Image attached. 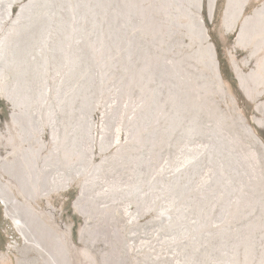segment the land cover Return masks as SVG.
<instances>
[{"label":"rangeland","instance_id":"374dc122","mask_svg":"<svg viewBox=\"0 0 264 264\" xmlns=\"http://www.w3.org/2000/svg\"><path fill=\"white\" fill-rule=\"evenodd\" d=\"M227 5L0 0L1 28L9 32L6 74L0 76V166L12 149L28 144L13 116L25 113L24 106L14 107L2 89L9 85L15 92L22 85L6 64L9 56L25 76L34 73L40 65L34 71L27 57L44 42L50 45V68L63 61L69 70L62 86L52 76L48 82L51 105L66 123L55 142L59 161L48 127L43 141L33 143L37 150L44 144L50 156L41 165L61 174L52 178L46 170L41 179L38 153L15 169L8 155L0 168V264H55L47 250L57 264H264V13L261 21H247L264 9V0H237L226 23ZM14 23L13 31L7 29ZM62 92L66 101H56ZM90 113L106 134L93 160L87 148ZM240 116L260 142L245 131ZM118 133L123 139L114 145ZM247 182L252 185L245 188ZM27 202L35 209L28 211ZM51 207L53 218L38 212ZM15 215L28 222L29 240L15 228ZM55 223L68 227L72 245L62 246L60 230L51 234Z\"/></svg>","mask_w":264,"mask_h":264},{"label":"bare ground","instance_id":"6f19581e","mask_svg":"<svg viewBox=\"0 0 264 264\" xmlns=\"http://www.w3.org/2000/svg\"><path fill=\"white\" fill-rule=\"evenodd\" d=\"M29 3V2H28ZM151 3V2H150ZM213 3H214V0H209V7L211 8V9H213ZM236 3H237V0H228V5H227V8H226V10H225V21H226V23L227 22H230V19H231V15H232V10L234 9V7L236 6ZM26 4V3H25ZM184 4V3H183ZM11 6H12V4L11 3H9L6 7H5V11H6V15L7 16H9L10 17V15H11ZM28 6H30V5H28ZM26 7V6H25ZM31 7V6H30ZM68 7V6H67ZM201 7V6H200ZM67 9V8H66ZM19 11V10H18ZM54 12V11H53ZM52 11H51V14L53 13ZM71 13V12H70ZM260 13H264V9L262 8V9H259V10H257L256 11V15L254 16V18H250V19H247V21H249V22H252V21H255L256 22V20L257 21H261V17H260ZM200 14V13H199ZM6 15H4V16H6ZM3 16V15H2ZM12 16V15H11ZM14 17V16H13ZM16 17V16H15ZM18 17V16H17ZM8 18V17H7ZM5 20V19H4ZM12 22H14V21H12ZM16 22V21H15ZM17 23H19V22H17ZM199 23L200 24H204L203 23V21H201V19H200V21H199ZM245 23H247V22H245ZM258 23V22H257ZM7 24V23H6ZM9 25V24H8ZM51 25V24H50ZM1 26H3V21H0V76L3 78V76L6 74L5 72V62L3 63V61H2V59L4 58V54H3V52H4V50H3V47H5V46H3V44H4V41H5V39H6V37L7 36H9L8 35V33L9 32H4V30L2 31V29L3 28H1ZM16 25H15V23L14 24H11V27L12 28H9V27H7V29H10V30H12L13 31V29L14 28H16L15 27ZM71 28V27H70ZM5 29V28H4ZM67 30H69V29H67ZM66 30V31H67ZM6 31H8V30H6ZM48 31V30H47ZM80 31V30H79ZM86 31V30H85ZM243 31V30H242ZM11 32V31H10ZM52 33V32H51ZM240 35H241V33H240ZM73 36V35H72ZM82 36V35H81ZM205 36V35H204ZM79 38H80V36H79ZM46 39H48V38H46ZM116 40V39H115ZM119 40V39H118ZM136 40V39H135ZM70 41V40H69ZM6 44H9V43H6ZM10 45V44H9ZM7 48V47H6ZM26 48V47H25ZM29 49V48H28ZM50 49V45H48V43H45L44 44V42L43 43H41V45L39 44L38 45V48L35 50V52L32 54V56L31 57H27V59H29L31 62H33L34 64H33V66H34V68H36V66L37 65H40V68L37 70V68H38V66H37V68L34 70V71H36V72H34V73H28V74H26V76H25V72H24V70L21 68V66H17V62H16V60L13 58V56L11 57V56H9V60H8V62H6V64H11L13 67H14V71L15 72H13V73H15V78L16 79H18V81L20 82V83H22V85H20V88L19 89H17L18 91H16L15 90V92H12L8 87H9V85H8V87L7 86H5V87H3L2 89H3V93L5 94V96H7L10 100H12V102L14 103V107H15V105H16V103L17 102H22V103H20V104H23V106H24V109H23V111H26L27 112V115H26V112L25 113H23L22 111H20L19 113L18 112H16L15 114H13V116H14V118H15V120L14 121H16V122H18V124L20 125V129L22 130V131H24L25 133H27L26 135H25V140H26V142L28 143L27 144V147L25 148H23V147H21V145H18L17 146V148H19V149H16V148H14V149H12L11 150V152L8 154L9 156L11 155V156H13L12 157V163L14 164V165H12V166H9L10 168H13L15 165H20L21 163V161H25L26 160V158H28V156H31L32 158H34V157H36V154L35 153H38L37 155V163H38V167L39 166H43V165H41V164H44V165H46V162L45 161H47L48 159H50V156H47V155H45L44 153H43V151H42V148H45V145L43 144V145H41V148L40 149H35L33 146H34V141H36V142H41V141H43L42 140V136H43V134H44V132H45V130H46V127H48L49 129H50V134H51V140H52V142L54 143V145L56 144L55 142H56V140L59 138V131H60V128H66V126H65V120L63 119V121H62V123H61V121L59 120V118H61V117H59L60 115H59V113H58V107L57 108H54L51 104H53V103H51V101H53V96L51 95V86H49L48 85V82H49V79H50V77L52 76L55 80L57 79L58 80V84L57 85H59V86H62V82L64 81V78H65V75L66 74H68V72H69V70H68V66H66V64L67 63H64L63 61L59 64V66L57 67V68H55V66L54 67H51L50 68V66H49V64L51 63H49V58L51 57H47V52H48V50ZM69 49V48H68ZM100 49V48H99ZM93 50V49H92ZM5 51H7V50H5ZM258 51V50H257ZM23 52H24V49H23ZM29 52H31V51H29ZM97 52H99V50L98 49H96V52L95 53H97ZM69 53V52H68ZM71 53V52H70ZM94 53V54H95ZM12 54V53H11ZM6 55V54H5ZM7 56H8V54H7ZM68 56V55H67ZM70 56V55H69ZM73 56V55H72ZM14 57L16 58V56L14 55ZM21 57V56H20ZM62 57V56H61ZM8 58V57H7ZM32 58H34V59H32ZM64 58H66V57H64ZM98 58V57H97ZM62 60H64V59H62ZM94 60V59H93ZM74 63V62H73ZM76 63V62H75ZM53 66V65H52ZM60 67V68H59ZM70 67V66H69ZM78 69V68H77ZM99 73H100V71H99V68L96 70V75L98 76L99 75ZM179 73V72H178ZM96 76V77H97ZM51 77V78H52ZM7 78V77H6ZM252 78V77H251ZM53 79V80H54ZM75 79V78H74ZM97 79V78H96ZM6 79H4V81H5ZM56 80V81H57ZM73 80V79H72ZM185 80V79H184ZM243 80V79H242ZM15 82V81H14ZM65 82V81H64ZM50 83H52V82H50ZM17 84H18V82L15 84V86H17ZM81 84V83H80ZM58 86V87H59ZM62 88V87H61ZM75 93H77V92H75ZM248 93V92H247ZM66 96H67V94L65 93V92H62V93H60L59 94V97H57L56 95H55V97H56V101H66ZM98 97V96H97ZM33 101V102H32ZM98 103V102H97ZM96 103V104H97ZM127 103V102H126ZM19 104V105H20ZM61 103H58V105H60ZM18 105V106H19ZM62 106V105H61ZM60 106V107H61ZM77 106V105H76ZM110 106V105H109ZM13 107V108H14ZM17 107V106H16ZM42 107H44L45 109H46V112L45 113H43V111H42ZM78 107V106H77ZM110 107H112V106H110ZM97 108V107H96ZM18 109H19V107H18ZM98 109V108H97ZM96 109V110H97ZM20 110V109H19ZM21 110H22V108H21ZM90 110V109H89ZM115 110V109H114ZM139 110V109H138ZM33 112V113H32ZM89 112V111H88ZM87 112V113H88ZM92 112V111H91ZM109 112V111H108ZM83 113V112H82ZM94 113V112H93ZM124 113V112H123ZM32 114V115H31ZM124 116V115H123ZM105 118H106V116H104ZM119 118V117H118ZM240 118L242 119L241 121L244 123V120H243V118L240 116ZM33 119V121H34V123L32 124V120ZM85 119V118H84ZM108 119V118H107ZM95 120V119H94ZM120 120H121V118H120ZM78 121V120H77ZM88 121H89V135H90V137L88 138V139H90V141H89V146L87 147L88 148V151H89V155H90V160H93V157L95 156V148H96V145L98 144L99 146H102V136H104V135H102V134H105L104 132H102L101 130H99L94 124H93V117H92V114L90 113V115L88 116ZM87 122V121H86ZM118 123H119V121H117ZM106 124H108V122L107 123H105V126H106ZM70 125V124H69ZM88 125V124H87ZM97 125V124H96ZM117 125V124H116ZM119 125H121V124H119ZM218 125V124H217ZM221 125V124H220ZM86 126V125H85ZM102 126H104V125H102ZM104 126V127H105ZM243 126V125H242ZM36 127V129H37V132H35V130H34V128ZM128 127V126H127ZM87 128V127H86ZM118 128V127H117ZM244 128H245V131H247V133H249V134H251V136H253V138L255 139V141H256V143H258V142H260L259 141V139L257 138V136H255L254 134H253V132H252V130H251V128L248 126V125H246L245 123H244ZM103 130H104V128H102ZM119 130L121 129V128H118ZM242 129V128H241ZM34 130V131H33ZM72 130V129H71ZM74 130H75V128H74ZM84 130V129H83ZM115 130H116V127H115ZM122 130V129H121ZM217 130V129H216ZM76 131V130H75ZM85 131V130H84ZM108 130L106 129V131L105 132H107ZM118 131V130H117ZM222 131H224V130H222ZM86 132H87V129H86ZM118 132H120V131H118ZM36 133V134H35ZM72 133V132H71ZM112 133V132H111ZM227 133V132H226ZM31 134V135H30ZM86 134V133H85ZM106 135V134H105ZM117 135V134H116ZM116 135H114V136H116ZM146 135V134H145ZM216 135V134H215ZM218 135V134H217ZM216 135V136H217ZM222 135V134H221ZM236 135H237V133H236ZM87 136V135H86ZM136 136V135H135ZM219 136V135H218ZM217 136V137H218ZM230 136V135H229ZM249 136V135H248ZM63 137V136H62ZM65 137V136H64ZM63 137V138H64ZM108 137V136H107ZM106 137V138H107ZM250 137V136H249ZM35 138H37L36 140H35ZM66 138V137H65ZM85 138V137H84ZM146 138V137H145ZM220 138V137H219ZM222 138V137H221ZM87 139V140H88ZM111 139H112V137H111ZM122 139L123 138H121V134L120 133H118V136H116V138H115V141H114V145H116V144H119L121 141H122ZM222 139H224V138H222ZM241 140V139H240ZM112 141H113V139H112ZM212 141V140H211ZM210 141V143H212ZM221 141H223V140H221ZM58 142V141H57ZM124 142V141H123ZM105 143V142H104ZM229 143V142H228ZM241 143V142H240ZM262 143V142H261ZM85 144V143H84ZM60 145V144H59ZM105 145V144H104ZM213 145V144H212ZM243 145V144H242ZM256 145V144H255ZM261 145V144H260ZM76 146V145H75ZM203 146H205V145H203ZM214 146V145H213ZM21 147V148H20ZM98 147V146H97ZM206 148V147H205ZM204 148V149H205ZM76 149V148H75ZM86 149V148H85ZM105 149V148H104ZM231 149H232V147H231ZM235 149V148H234ZM252 149V148H251ZM74 150V149H73ZM99 150V149H98ZM206 150V149H205ZM255 150V149H254ZM253 150V151H254ZM193 151V150H192ZM248 151V150H247ZM256 151V150H255ZM52 154H53V158L54 159H56V161L55 162H58L59 161V158L57 157V155L59 154V151H58V148H57V146L55 145L54 146V148L52 149ZM73 152V151H72ZM75 152H77V151H75ZM240 152V151H239ZM263 152H264V148H263ZM117 153V152H116ZM125 153V152H124ZM196 153V152H195ZM251 153V152H250ZM254 153H256V152H254ZM87 154V153H86ZM249 154V153H248ZM251 154H253V153H251ZM6 156L2 161H3V167H6V164L7 163H5V161L7 160V157L9 158V156ZM88 155V154H87ZM246 155V154H245ZM239 156V155H238ZM249 156V155H248ZM257 156V155H256ZM236 157V156H235ZM234 157V158H235ZM75 158V157H74ZM79 158V157H78ZM248 158V157H247ZM249 158H252V157H249ZM254 158H256L255 156L253 157V159ZM89 159V158H88ZM148 159H150V158H148ZM147 159V160H148ZM124 161H125V159H123ZM225 160V159H224ZM104 161V160H103ZM238 161H239V159H238ZM241 161V160H240ZM11 162V161H10ZM249 162H250V160H249ZM75 163V162H74ZM237 163V162H236ZM243 163V162H242ZM246 163V162H245ZM254 163H256V162H254ZM250 164H252V163H250ZM70 165V164H69ZM97 165V164H96ZM254 165V164H253ZM2 166H0V168H2ZM70 166H72V165H70ZM76 166V165H75ZM84 166V165H83ZM135 166V165H134ZM257 166V165H256ZM238 167V166H237ZM243 167V166H242ZM247 167V166H246ZM245 167V168H246ZM258 167V166H257ZM16 167H14V169H15ZM72 168H73V166H72ZM79 168V167H78ZM87 168V167H86ZM92 168H94V167H92ZM255 167H253V169H254ZM41 169H42V171H43V173L41 172V174H39V176H40V178L41 179H43V177H44V175H45V173H46V170L49 172V175H50V173L52 172V175H51V177L52 178H56L57 179V177H58V173H56V172H54L53 170L51 171V168H50V165H47V166H43V168H40V171H41ZM80 169V168H79ZM94 169H96V168H94ZM116 169V168H115ZM119 169V168H118ZM249 169H251V168H249ZM259 168H257V170H258ZM55 170V169H54ZM255 170V169H254ZM94 171V170H93ZM249 171V170H248ZM253 171V170H252ZM259 171H260V169H259ZM4 172V171H3ZM12 172V171H11ZM97 172V171H96ZM139 172V171H138ZM142 172V171H141ZM168 172V171H167ZM245 172V171H244ZM79 173V172H78ZM91 173V172H90ZM100 173V172H99ZM98 173V174H99ZM119 173V172H118ZM158 173V172H157ZM169 173V172H168ZM176 173V172H175ZM239 173H240V171H239ZM257 173H258V171H257ZM14 174V173H13ZM20 174V173H19ZM59 174H61V173H59ZM82 174H84V173H82ZM116 174V173H115ZM255 174V173H254ZM64 175H65V173H64ZM106 175V174H105ZM173 175V174H172ZM175 175V174H174ZM173 175V176H174ZM178 175V174H177ZM247 175V174H246ZM251 175V174H250ZM249 175V176H250ZM253 175V174H252ZM251 175V177H252V179L254 180V178H255V176H252ZM259 175H260V172H259ZM258 175V176H259ZM264 175V174H263ZM2 176V174H1V171H0V177ZM60 176V175H59ZM67 176V175H66ZM77 176V175H76ZM87 176H89V175H87ZM99 176V175H98ZM120 176V175H119ZM172 176V177H173ZM176 176V175H175ZM241 176V175H240ZM243 176V175H242ZM256 176H257V174H256ZM100 177V176H99ZM114 177H116V176H114ZM118 177V176H117ZM133 177V176H132ZM106 178V177H105ZM113 178V177H112ZM124 178V177H123ZM162 178H164V177H162ZM162 178H160V179H162ZM11 179V178H10ZM63 179V178H62ZM76 179V178H75ZM85 179V178H84ZM93 179V178H92ZM92 179H91V181H92ZM130 179V178H129ZM133 179V178H132ZM156 179V178H155ZM174 179H176V178H174ZM251 179V180H252ZM64 180V179H63ZM62 180V181H63ZM89 180V179H88ZM116 180V179H115ZM120 180V179H119ZM124 180V179H123ZM126 180V179H125ZM136 180V179H135ZM137 180H139V179H137ZM59 181V180H58ZM65 181V180H64ZM94 181V180H93ZM97 181H99V180H97ZM128 182V181H127ZM132 182H133V180H132ZM62 183V182H61ZM61 183H59V184H61ZM88 183H91V182H88ZM94 183H96L95 181H94ZM93 183V184H94ZM13 184H14V181H13ZM59 184H58V186H59ZM65 184H66V182H65ZM100 184V183H99ZM102 184V183H101ZM108 184V183H107ZM148 184V183H147ZM244 184V183H243ZM247 185H246V187L245 188H248L249 186H251L252 185V183L250 182V183H246ZM55 185V184H54ZM67 185V184H66ZM65 185V186H66ZM85 185V184H84ZM119 185V184H118ZM141 185V184H140ZM16 186V185H15ZM64 186V187H65ZM147 186V185H146ZM240 186V185H239ZM56 187H57V185H56ZM63 187V186H62ZM94 187V186H93ZM96 187V186H95ZM148 187V186H147ZM13 188V187H12ZM149 188V187H148ZM101 189V188H100ZM106 189V188H105ZM117 189V188H116ZM118 189L120 190V188L118 187ZM17 190H19V189H17ZM139 190V189H138ZM147 190V189H146ZM166 190V189H165ZM20 191V190H19ZM145 191V190H144ZM90 192V191H89ZM133 192V191H132ZM148 192H149V190H148ZM239 192V191H238ZM44 193V192H43ZM51 193V192H50ZM136 193H138V191L136 192ZM141 193H143L142 191H141ZM155 193V192H154ZM249 193V192H248ZM15 194V193H14ZM18 194V193H17ZM45 194V193H44ZM86 194H88V193H86ZM85 194V195H86ZM90 194V193H89ZM84 195V194H83ZM148 195V194H147ZM241 195V194H240ZM254 195V194H253ZM260 195V194H259ZM14 196V195H13ZM80 196H82L81 194H80ZM119 196V195H118ZM131 196H135V195H131ZM141 196V195H140ZM144 196V195H143ZM245 195H243V197H244ZM264 196V195H263ZM92 197H94V195H92L91 196V198ZM97 197V196H96ZM99 197V196H98ZM115 197V196H114ZM130 197V196H129ZM142 197V196H141ZM253 197H255V196H253ZM16 199V198H15ZM88 199V198H87ZM115 199V198H114ZM120 199H121V197H120ZM148 199H151V198H148ZM148 199H147V201H148ZM261 199H262V197H261ZM33 200V199H32ZM142 200H144V199H142ZM156 200V199H155ZM171 200V199H170ZM234 200V199H233ZM29 201V200H28ZM114 201V200H113ZM131 201V200H130ZM242 201H244V200H242ZM238 202V201H237ZM28 204V206L26 207V208H28L29 207V210L28 211H30V207L32 208H34V205H30L29 204V202H27ZM260 203H262V202H260ZM106 204H107V202H106ZM127 204V203H126ZM126 204H125V206H126ZM103 205V204H102ZM123 205V204H122ZM129 205H130V203H129ZM166 205V204H165ZM255 205V204H254ZM99 206V205H98ZM145 206H147V205H145ZM231 206V205H230ZM247 206V205H246ZM163 207V206H162ZM115 208V207H114ZM127 208V207H126ZM143 208V207H142ZM149 208V207H148ZM238 208V207H237ZM35 209V208H34ZM144 209V208H143ZM150 209V208H149ZM230 209V208H229ZM176 210V209H175ZM129 211V210H128ZM140 211V210H139ZM166 211V210H165ZM177 211V210H176ZM253 211V210H252ZM39 213H41V215L42 216H44L45 218H48V217H52L53 218V213H54V208L53 207H51L49 210H40L39 209V211H38ZM86 213V212H85ZM141 213V212H140ZM9 214V213H8ZM105 214V213H104ZM180 214V213H179ZM11 215V214H10ZM159 215V214H158ZM183 215V214H182ZM22 216L23 215H15V216H13V219H14V226H15V228L17 229V231H19V233H21L22 235H23V237H24V239L27 241V240H29L28 239V236H27V233L30 231V229H29V225H28V222L27 221H24L23 219H22ZM114 216V215H113ZM165 216V215H164ZM173 216V215H172ZM37 217V216H36ZM39 217V216H38ZM99 217V216H98ZM141 217V216H140ZM176 217V216H175ZM178 217V216H177ZM182 217V216H181ZM184 217V216H183ZM51 218V221L53 222L54 221V219H52ZM55 218V217H54ZM179 219H180V217H178ZM215 218V217H214ZM40 219V218H39ZM101 219V218H100ZM132 219L133 220H137L138 219V217H136V216H133L132 217ZM161 219V218H160ZM106 220V219H105ZM215 220V219H214ZM101 221V220H100ZM153 222V221H152ZM216 222V221H215ZM198 224V223H197ZM215 225V224H214ZM146 226V225H145ZM110 227V226H109ZM139 227V226H138ZM187 227V226H186ZM216 227V226H215ZM52 228H54V229H52V231H51V234L53 233L54 235L56 234V232H59V230L61 231V236H62V238L61 239H63V241L61 242L60 241V243L62 244V246L64 247L65 245H64V243L65 244H67V245H72L73 244V242H72V237H71V232H70V230L68 229V227H66V226H59V225H57L56 223L55 224H53V227ZM112 228V227H111ZM123 228V227H122ZM221 228V227H220ZM224 232H226V231H224ZM241 233V232H240ZM49 234V233H48ZM32 235V234H31ZM149 235V234H148ZM148 235H146V236H148ZM118 236V235H117ZM133 237V236H132ZM153 237V236H152ZM186 237V236H185ZM192 237V236H191ZM219 237V236H218ZM95 239V238H94ZM121 239V238H120ZM133 239V238H132ZM140 239H142V238H140ZM145 239H148V238H145ZM155 239V238H154ZM65 240V241H64ZM127 240V239H126ZM223 240V239H222ZM227 240V239H226ZM146 242V241H145ZM155 242V241H154ZM31 243V242H30ZM149 243V242H148ZM156 243V242H155ZM222 243V242H221ZM227 243V242H226ZM29 245V244H28ZM75 245V244H74ZM158 245V244H157ZM162 245V244H161ZM133 246V245H132ZM135 246V245H134ZM164 246V245H163ZM138 247H139V245H138ZM137 247V248H138ZM134 248V247H133ZM143 248V247H142ZM142 248H141V250H142ZM139 249V248H138ZM132 250V249H131ZM65 251V250H64ZM151 251H152V249H151ZM221 251V250H220ZM231 251V250H230ZM46 253L45 254H47V256L49 257V259L51 260V261H55V264H57V262H56V259L55 258H53V254H49V251L47 250V251H45ZM245 253V252H244ZM176 255V254H175ZM52 256V257H51ZM174 256V255H173ZM232 256H234V255H232ZM158 257V256H157ZM165 257V256H164ZM216 257V256H215ZM248 257V256H247ZM222 258V257H221ZM156 259V258H155ZM179 259V258H178ZM220 259V258H219ZM229 260H231V259H229ZM178 262V261H177ZM222 262V261H221ZM241 263V262H240ZM177 264V263H176ZM222 264V263H221ZM236 264V263H235Z\"/></svg>","mask_w":264,"mask_h":264}]
</instances>
